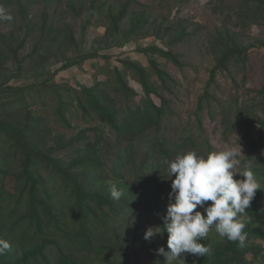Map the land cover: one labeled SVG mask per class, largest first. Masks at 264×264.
Masks as SVG:
<instances>
[{
    "label": "rangeland",
    "instance_id": "1",
    "mask_svg": "<svg viewBox=\"0 0 264 264\" xmlns=\"http://www.w3.org/2000/svg\"><path fill=\"white\" fill-rule=\"evenodd\" d=\"M0 9L12 17L0 19V239L10 244L0 257L14 263L26 252L43 250V256L35 254L28 264H45L43 258L51 264H168L156 251L161 246L168 251V233L144 239L149 226L165 223L171 202V180L165 171L168 162L163 164L165 175L161 174L159 185L153 188L148 206L129 199L126 194L131 193L133 174L129 169L123 175L108 169H112L111 148L116 145L110 125L95 113L85 115L75 102L65 113L68 126L59 125L53 93L57 91L58 96L60 88L85 87L99 94L109 110L116 109L123 116L126 102L120 80L136 93L137 100L144 92L131 64L139 65L156 86L161 85L151 59L171 76L162 95L174 111L164 127L174 139L181 133H193L197 138L190 151L200 155L241 145L242 164L251 162L261 188L247 209L244 231H264V148L254 154L251 148L264 128L263 118L247 117L249 113L238 109L244 102L259 108L258 91L264 86V0H0ZM131 31V36L123 38ZM153 47L160 52L149 56L147 51ZM238 49H247L245 65L237 59L227 62V70L217 72L210 85L209 105L198 110L212 69L224 54ZM161 52H171L177 61ZM259 114L264 116V112ZM13 125L26 127L31 146L60 159L83 185L95 188L99 180L109 184V190L112 185L118 189L129 186L119 210L104 208L108 218L96 225L93 243H78L79 224L72 226V199L66 188L72 180L45 164L38 168L39 200L56 203L53 206L65 217L63 230L75 242L59 244L60 251L56 228L47 230L41 243L21 240L23 227L13 229L14 222L24 225L30 213L21 155L11 134ZM162 128L163 124L144 134L149 137ZM95 155L102 156L106 173L81 163L84 158L95 161ZM51 232L55 233L52 239ZM201 243L209 247L206 264H211L216 250L233 242L220 238L213 227ZM236 249L227 253L226 263L221 258L216 264H264V238L247 234L245 247ZM182 255L185 261L172 264H203L201 256Z\"/></svg>",
    "mask_w": 264,
    "mask_h": 264
},
{
    "label": "trees",
    "instance_id": "2",
    "mask_svg": "<svg viewBox=\"0 0 264 264\" xmlns=\"http://www.w3.org/2000/svg\"><path fill=\"white\" fill-rule=\"evenodd\" d=\"M133 28L135 31L140 29L138 25H135ZM29 31H27V33H29ZM132 34L133 32L131 31L130 35L128 34L123 38L131 36ZM159 52L157 47H153L147 51L149 56H153ZM161 53L163 56L169 57L175 62L177 61L175 55L171 52ZM233 59L240 60L239 62L242 64L246 63L248 60L247 49H238L226 53L221 57L217 65L211 71L208 88L199 100L198 110H202L209 105V98H211L209 90L210 85L215 83L217 72L220 70H227L228 67L226 63L231 62ZM154 61L155 60L151 59L150 63L154 69V74L161 81L160 86H156V81H153L151 75L143 71L139 65H130V67L135 69L144 91L143 95L138 100L136 99V93L120 80V90L123 94L122 98H124L123 100L126 102L123 116L118 115V110L116 109L113 111L109 110L102 103L104 101L99 94L91 92L85 87H82V89H74L71 87L67 89L60 88L58 96L56 94L57 91L51 89L54 96L57 97L56 113L58 115L59 125L68 126L69 119L66 118L65 113L69 110V105L73 102L82 107L85 115L93 117L95 113L110 125V132L113 134L112 138L116 143L115 148H111L113 154L112 169L105 165L104 161H102V156L95 155L96 160L93 162L90 160L87 161V158H84L81 159V163L86 162V168H90L92 164L97 167L96 171L102 174L107 172V168L113 174L118 173L120 175H123V172H127L129 169L134 178L132 181L134 184H131L132 187H130L131 193L129 192V186L126 185L120 188V190L123 191V195L129 192L130 194H126L129 199H137L139 204L146 203L147 206L153 188L157 187L161 181V174L165 175L162 170L163 164L174 160L178 154L190 151V148L195 146L197 138L193 133H181L177 139H174L169 134L170 131L164 128L166 122L169 123L171 117L174 115V111L169 105L170 100L162 95V88L168 87V81L171 80V76L163 68L158 67L157 62ZM61 93L67 94L70 100H65ZM258 95L259 108L252 107L248 102H244L238 109L242 108L244 110L241 111V113H249L247 117H254V115L262 117L261 125L264 127V116L259 114L260 112H264V86L258 91ZM238 116L239 115L236 114V117ZM161 124H163V128L155 134L149 137L144 134L147 130L152 128L156 130L159 129ZM11 134L14 136L16 147H18L20 151L21 173L22 177L25 179V185L29 195L28 205L30 213L23 220L25 221L24 225H20V222H14L12 224L13 229L18 226H21V228L23 227L21 240L28 243H41V241H43L42 237L45 236L44 234L56 228V231H58L57 236L60 238L56 245H58L60 251H62V247H64L61 243L68 244L75 242V239H71L68 232L63 230L65 217L62 211L56 210L53 206V204L56 203H45L39 200L42 185L39 181L40 174L38 168L45 164L46 166L52 167L55 172L72 180V183L66 181V188L71 194L69 198L72 199V226L79 224L77 235L78 243H86L87 245L93 243L97 235L95 233L97 230L96 225L98 224L101 226L100 223H105L108 218L104 208L119 210L123 205V195L119 200L113 199L110 195L109 184H104L103 182L99 183V180H96L98 187L95 188L83 185V182L70 172V168L68 170V168L61 165L60 159L48 157L44 151L41 152L38 148L31 146L30 139H32V136L26 127L18 128L17 125H13ZM145 137L148 138L142 142L141 140ZM95 142L99 143L97 140ZM117 144L120 146L119 149ZM96 145L97 144L94 143V146ZM251 148L252 153L259 148H264V128H260L259 139L253 141ZM165 171H167L168 175V168H166ZM125 199H127L126 196ZM246 233L264 238V231L251 230L248 228L246 229ZM50 234V239L55 237V233L51 232ZM45 243H47V241H45ZM45 245L46 244L43 246ZM238 245V242H233L226 246L219 247L215 252V261H212L211 264H216L221 258H223V263H226L227 253L237 250L236 248ZM43 246H41V249ZM35 254L43 256V250L26 252L22 258L14 263L6 262L4 258L0 257V264H28L29 260L35 258ZM42 260L45 261V264H51L46 258ZM203 264H206V254L203 256Z\"/></svg>",
    "mask_w": 264,
    "mask_h": 264
},
{
    "label": "clouds",
    "instance_id": "3",
    "mask_svg": "<svg viewBox=\"0 0 264 264\" xmlns=\"http://www.w3.org/2000/svg\"><path fill=\"white\" fill-rule=\"evenodd\" d=\"M0 19L11 20L12 17L4 16L0 9ZM242 155L240 145L239 149L229 147L207 155L187 151L168 162L171 202L167 206L163 231L157 225L149 226L144 233V239L148 241L165 231L168 233V251L163 246L156 250L168 264L174 260L185 261L184 253L201 257L208 253L209 247L201 240L213 227L220 238L245 247L247 209L261 188L251 162L242 164ZM238 166L240 170L236 171ZM238 174L242 178L235 179ZM110 195L119 200L123 191L112 185ZM9 248V242L0 239V255Z\"/></svg>",
    "mask_w": 264,
    "mask_h": 264
}]
</instances>
